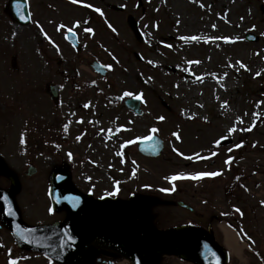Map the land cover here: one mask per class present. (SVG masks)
I'll return each instance as SVG.
<instances>
[{"label": "rangeland", "instance_id": "1", "mask_svg": "<svg viewBox=\"0 0 264 264\" xmlns=\"http://www.w3.org/2000/svg\"><path fill=\"white\" fill-rule=\"evenodd\" d=\"M6 1L0 0V5L3 6ZM141 1L143 13L141 6L135 9L137 0H110L115 5L122 2L126 14H133L139 21L143 35V41L138 43L123 19L119 22L116 18V28L122 32L120 122L113 123L97 117L95 128L82 135L76 126L77 121L71 118L69 125L74 128L72 133H68L64 144L55 140L63 133L60 128L52 127L47 131L38 126L43 122L38 104L41 97L30 89L33 83H39V73L37 68L30 69L26 65V59L22 60L25 55L29 62L37 60L35 55L38 49L31 37L38 46L42 39L33 30H15L14 34L17 35L12 46H9L14 27L0 11V118L5 114L11 118L10 128L0 120V138L7 135L9 152L6 162L19 174L21 189L16 199L22 216L28 222H48L59 217L48 211L50 202L46 189L49 172L63 164L68 165L75 181L83 187L92 183L96 193L114 190L110 177L112 172L117 173L118 170L121 135L124 145L122 196L143 191L152 193V190L164 195L162 189L185 186L184 179L170 182L165 177L177 172L194 171H220L221 174L213 181L219 187L230 182V175L235 172L239 178L236 181L247 182L245 188L260 190L256 192L258 195L263 193L264 0H225L224 4H219V0ZM59 5L58 0H32L39 17L50 15L38 13L42 7L55 9ZM67 14L70 15L64 18L67 24L73 18L83 17L80 9L69 8ZM211 25H217L215 32L211 30ZM65 27L64 24L63 30ZM245 34H253L258 39L247 41ZM191 36L200 39H181ZM217 36H230L233 39L229 42L207 39ZM13 54L16 60L14 72L10 66ZM241 63L245 67H241ZM119 81L116 79L117 89H120ZM126 91L133 95L142 94V115H134L125 109L123 99L130 97L124 95ZM44 102L48 104V101ZM54 114L52 111L51 115ZM256 114H259L258 119ZM159 116L165 119H157ZM48 119L51 125L55 124L54 119ZM120 125L122 133L117 141L110 140L111 131ZM153 127L158 131L150 133ZM229 128L236 131L229 133ZM248 128L251 131H247ZM173 133H178L180 138L177 139ZM149 134H156L162 140V150L157 157H143L137 150L136 140L133 144H125L127 140ZM205 134H208L207 139ZM221 136L227 138L220 145H214V141ZM22 138L24 142L28 138L29 142L24 145ZM42 139L47 144L43 145ZM236 144H241V147H234ZM55 147H58L59 153ZM230 148L231 152L228 151ZM180 152L185 156L179 155ZM212 152L217 155L211 156ZM193 153L208 158H185ZM229 157L232 159L229 160ZM226 160L228 163H225ZM29 165H34L36 172L26 176L24 172ZM232 187L240 188L236 185ZM252 192L257 200L259 196L254 190ZM157 211L160 212L159 207ZM174 211V215L166 212L160 225L169 226L181 220V212ZM256 241V244L264 246V240ZM0 242H4L6 247L10 244L3 230L0 231ZM11 248L9 252L0 247V264H8L9 256L17 258L19 264H57L42 254L17 250L14 245ZM245 254L256 262L254 255L251 256L248 251ZM120 264L128 263L120 260ZM164 264L181 263L175 258L166 257Z\"/></svg>", "mask_w": 264, "mask_h": 264}, {"label": "flooded vegetation", "instance_id": "2", "mask_svg": "<svg viewBox=\"0 0 264 264\" xmlns=\"http://www.w3.org/2000/svg\"><path fill=\"white\" fill-rule=\"evenodd\" d=\"M106 18L107 21L112 20L110 15ZM38 20L44 26H56L60 21L53 20L48 23V17L45 15H41ZM114 42L120 43L116 38ZM60 50L64 52L65 59L60 57L54 62L44 59V65L41 68L43 91L46 98L50 100L47 91L52 84L57 85L56 89L60 94L56 102L55 123L65 126L76 113H80L85 117L89 113V115H92L93 110L96 111L99 117L108 116L113 117V120H117L118 111L116 108L122 110V94H118V92L122 93V88H116L117 82L111 79L110 69L106 71L105 75H101L90 67L89 63L98 61L102 64V69L109 63L112 65L117 77V70L122 69V56L118 54L119 50L109 41L98 45L90 60L87 61L88 71L83 70L80 72L78 63L84 62L85 57L68 54L70 51L62 47H60ZM70 81H72L71 85ZM65 85H68V87L65 88ZM105 101L116 108L108 109ZM86 102L91 106L84 109L83 106ZM120 120L121 118L117 122H120ZM86 123L89 130L92 123H88L87 120ZM119 129V131L116 129L110 133V138L113 141H117L118 136L122 133V125ZM120 137L121 146L122 135ZM118 173L119 197L122 199V160L119 164ZM212 180L211 182L194 183V185L185 183V186L177 187L172 192L167 193L166 199L162 200L164 205L159 204L150 210L149 220L154 223H161L166 212L174 215L176 213L174 210H179L181 220L172 223L183 224L205 234H210L214 241L227 251L228 262L226 264H256L252 258L244 259L243 262L240 261V258L233 252L234 249L226 244L225 231L236 236L237 243L241 245L235 247L236 250H242V253L249 250L253 253V250L259 249V247L252 246V240L259 237L264 238V203H261L264 199L261 198L259 202L256 201L251 189L232 187L235 186L234 183H227L219 187ZM158 207L160 212L157 211ZM236 208L241 209L243 214L238 213ZM248 237H251V239H248ZM109 252L105 249H90V264L117 263L116 257Z\"/></svg>", "mask_w": 264, "mask_h": 264}, {"label": "water", "instance_id": "3", "mask_svg": "<svg viewBox=\"0 0 264 264\" xmlns=\"http://www.w3.org/2000/svg\"><path fill=\"white\" fill-rule=\"evenodd\" d=\"M128 22L136 32V23L131 18H129ZM125 103L133 111L140 112L137 99H127ZM151 145L155 146V150H153ZM138 147L144 154L156 155L160 151L161 142L158 138L154 137L151 141H139ZM33 172L34 170H29L28 174ZM0 173L7 175L12 183V188L8 192L5 193L0 190V212L2 213V220L12 230L15 239L21 246H27L34 250L44 252L57 260L72 261L73 258L80 255L82 248L92 241L96 235L114 230V237H105L102 239L112 244L116 250H122V253L130 258L134 264H150L147 258L149 253L158 254L179 249L183 250L187 257L193 259L198 264L201 263L199 255L202 250H198L201 247L200 237L193 235L187 236L183 228H178L174 232H162L152 229L141 218L143 207L141 197L135 196L130 200L122 201V232L119 230L118 212L116 211L113 214L110 211L114 207L118 209L119 203L117 202L105 204L107 212L104 216L91 215L90 211H87L90 205L87 201H84L83 205L73 203L71 208L70 205H67L66 195L63 194L65 192L76 194V191L69 184L68 172L63 170L52 173L50 178V195L55 209L63 206L69 208L68 226L65 228L55 224L42 227H26L17 215V208L13 199L18 189V183L13 174L6 171L2 167V164H0ZM62 185L65 187V190L60 192L59 188ZM5 195L8 197V201L2 199ZM8 206L12 208V215H8L6 211ZM92 208H97V206L93 205ZM134 228L139 229L140 234L134 233L132 231ZM20 230H27L29 238L22 239L18 236L17 233ZM66 234L71 235L74 239L72 241H66ZM207 243L209 244L210 241ZM62 244L65 246L61 247Z\"/></svg>", "mask_w": 264, "mask_h": 264}, {"label": "snow or ice", "instance_id": "4", "mask_svg": "<svg viewBox=\"0 0 264 264\" xmlns=\"http://www.w3.org/2000/svg\"><path fill=\"white\" fill-rule=\"evenodd\" d=\"M73 2L74 3H79L80 0H73ZM15 4H16L17 10H18V14H20L21 19H25V16L23 15V5L21 3V0H15ZM88 7L91 8V7H93V5L89 4ZM95 11L98 12V13H101V15H103V13H102V11H101L100 8H96ZM79 23H80V21H76V24L77 25H79ZM59 27H64V25H60ZM213 27H215V25H213ZM71 30L72 29L69 28V31H71ZM42 31H43V29H42ZM85 31L88 32V33H92L93 32V29L92 28H85ZM45 35L47 36V33H45ZM181 39H184V40L191 39V40L195 41L197 39H200V37H198V36L181 37ZM207 39H214V40L222 39L225 42H229L233 38L230 37V36H222V37L217 36V37H208ZM168 47H172V45H168ZM189 63H193V61H189ZM196 63H198V61ZM107 67H111V65H108ZM241 67H245V66L241 63ZM257 75H259V73H257ZM124 95L125 96H131L133 94L131 92H127L126 91L124 93ZM136 98L137 99H142V94L138 95ZM85 107H88V105L85 104ZM256 118L257 119L259 118V114H256ZM157 119L164 120L165 117L159 116V117H157ZM64 127H65V130H67V125H65ZM119 130L120 129H117V131H119ZM246 130L247 131H251V128H248ZM157 131H158V129L155 128V127H153L150 130V133H155ZM234 131H236L235 128H229L228 129V132L229 133H232ZM173 135L176 136L177 139L180 138L178 133H173ZM226 138L227 137H225V136H221L219 139L215 140L214 143L216 145H220L221 141L224 140V139H226ZM153 139H154V137L151 134H149L148 136H144V137H136L134 140H127V141H125V144H133V143H135V140L151 141ZM23 142L24 141H23V138H22L21 139V143H23ZM242 143L243 142H241V144ZM241 144H236V145H234V147L239 148V147H241ZM121 147L123 148L124 145H121ZM151 147L153 148V150H155V146L154 145H151ZM228 151L231 152L232 149L230 148V149H228ZM179 155L185 156V154L183 152H180ZM210 155L211 156H215V155H217V153L216 152H212ZM185 158L188 159V160H200V159H207L208 157H201L199 153H193L191 156H186ZM228 159L231 160L232 158L229 157ZM226 163H227V161H226ZM220 174H221L220 171L177 172V173H173L172 175H169V176L165 177V179L168 180V181H170V182H174V181L181 180V179L199 180V179H202L204 177H215V176H218ZM172 190H174V188H172V189H168V188L162 189V191H165V192L172 191ZM105 194L106 195H114L115 192H112V193H107L106 192ZM2 199L4 201H8V197L6 195L3 196ZM261 203H264V201H261ZM6 211H7L8 215H12L13 214L12 208L10 206H8L6 208ZM48 211L49 212H52L53 209L52 208H49ZM236 211L238 213H240L241 215L243 214L242 211H241V209H239V208H236ZM17 235L20 236L22 239H28L29 238L28 237V234H27V230H20V231H18ZM73 239H74V237H72L71 235H67L66 234V241H72ZM248 239H251V237H248ZM64 246H65L64 244L61 245V247H64ZM9 252H11V250H9ZM212 255L215 256V253H212ZM216 259H217V264H218L219 257H217ZM8 264H18V259L17 258H13L12 256H9Z\"/></svg>", "mask_w": 264, "mask_h": 264}, {"label": "bare ground", "instance_id": "5", "mask_svg": "<svg viewBox=\"0 0 264 264\" xmlns=\"http://www.w3.org/2000/svg\"><path fill=\"white\" fill-rule=\"evenodd\" d=\"M177 1H179V0H177ZM225 3V0H219V4H224ZM210 28H211V30L213 31V32H215L216 31V29H217V25H215V27H213L212 25L210 26ZM216 41V40H215ZM209 60V59H208ZM218 132V129H216V133ZM206 138L205 139H207V137H208V134H205L204 135ZM225 242H226V244H228L229 246H231L234 250H233V252L234 253H236V251L238 252L239 250H236V248L235 247H238V245H237V243H236V238L234 237V235L232 234V233H230V232H227V231H225ZM236 250V251H235Z\"/></svg>", "mask_w": 264, "mask_h": 264}]
</instances>
